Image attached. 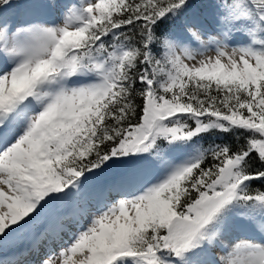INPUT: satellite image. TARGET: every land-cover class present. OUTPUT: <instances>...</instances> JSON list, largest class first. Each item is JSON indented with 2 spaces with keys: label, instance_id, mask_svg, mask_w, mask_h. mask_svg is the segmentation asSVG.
<instances>
[{
  "label": "snow or ice",
  "instance_id": "obj_1",
  "mask_svg": "<svg viewBox=\"0 0 264 264\" xmlns=\"http://www.w3.org/2000/svg\"><path fill=\"white\" fill-rule=\"evenodd\" d=\"M41 2L0 0V246L61 247L0 264H264V0Z\"/></svg>",
  "mask_w": 264,
  "mask_h": 264
},
{
  "label": "bare ground",
  "instance_id": "obj_2",
  "mask_svg": "<svg viewBox=\"0 0 264 264\" xmlns=\"http://www.w3.org/2000/svg\"><path fill=\"white\" fill-rule=\"evenodd\" d=\"M43 7V6H42ZM46 10V9H44ZM46 14V12L43 13V15L37 14L35 12L32 13L33 17H41L44 16ZM46 225L43 224V226L41 224L38 225V227H40V230H35L34 233L28 235L29 237H27V239L24 242H15L14 244H20V245H14V247H10V248H6L4 247L3 249H0V258L2 259H11V258H19V259H24L23 256H19L17 257V253L25 250V249H30L31 246L34 243H40V255L43 254L44 252L47 251V249L51 246H56L58 245V251L60 250L61 244L60 243H56V241L59 239V237L52 231H49L46 235H43V239L42 242L39 240V238L41 237L42 233H43V229L45 228ZM66 241H68L70 239L69 236L66 235ZM24 243V244H23ZM29 259H36V256H32V257H28Z\"/></svg>",
  "mask_w": 264,
  "mask_h": 264
},
{
  "label": "rangeland",
  "instance_id": "obj_3",
  "mask_svg": "<svg viewBox=\"0 0 264 264\" xmlns=\"http://www.w3.org/2000/svg\"><path fill=\"white\" fill-rule=\"evenodd\" d=\"M58 2H59V0H58ZM24 8H26L25 9V11L27 10V9H29V8H31L32 9V12H30V17H33L32 16V13L33 12H35V13H37V14H39V12H40V14L41 15H43V13L44 12H47V10H44V8L42 7V2H41V0H16V7H15V9H14V11H15V13H16V15H17V18H22V17H24V14H25V12H24V14H23V9ZM22 12V13H21ZM26 17V16H25ZM42 17V16H41ZM153 176H154V174L153 173H149L148 174V176L146 177V179H151V178H153ZM39 225V224H38ZM37 225V226H38ZM42 226H43V224H41ZM37 226L35 227V229L37 228ZM35 229L34 230H32V231H30V232H26V233H24V234H22L21 236H19V237H16V238H13L12 240H10L9 242H8V244L6 245V246H0V249L2 248H4V247H6V248H10L11 246H13V244L15 243V242H18V241H20V242H24L26 239H27V237H29L28 235H30V234H32V233H34V231H35ZM24 243H26V242H24ZM23 243V244H24ZM16 245H20V244H16ZM14 247V246H13ZM52 247V246H51ZM58 245H56L55 246V249H51V250H49V251H52V250H55V252H57L58 251ZM48 251V252H49ZM58 253V252H57ZM40 257H42V256H40ZM39 257V258H40ZM38 258V259H39ZM37 259V260H38Z\"/></svg>",
  "mask_w": 264,
  "mask_h": 264
},
{
  "label": "trees",
  "instance_id": "obj_4",
  "mask_svg": "<svg viewBox=\"0 0 264 264\" xmlns=\"http://www.w3.org/2000/svg\"><path fill=\"white\" fill-rule=\"evenodd\" d=\"M137 102L139 103V101H137ZM227 139H228V140H231V138H230V137H228ZM206 143H207V142H206Z\"/></svg>",
  "mask_w": 264,
  "mask_h": 264
}]
</instances>
